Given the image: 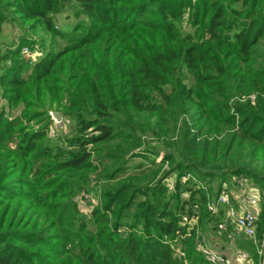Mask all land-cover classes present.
Here are the masks:
<instances>
[{"label":"trees","instance_id":"obj_1","mask_svg":"<svg viewBox=\"0 0 264 264\" xmlns=\"http://www.w3.org/2000/svg\"><path fill=\"white\" fill-rule=\"evenodd\" d=\"M0 100V264H205L187 207L264 185V0H0Z\"/></svg>","mask_w":264,"mask_h":264},{"label":"built area","instance_id":"obj_2","mask_svg":"<svg viewBox=\"0 0 264 264\" xmlns=\"http://www.w3.org/2000/svg\"><path fill=\"white\" fill-rule=\"evenodd\" d=\"M250 98L252 101L255 100V96ZM56 123L59 122L56 121ZM190 179H192L190 176H183L181 182L187 184ZM193 180L196 181L195 178ZM231 181V185L221 183L217 197L212 198L208 194L205 207L212 216L218 218L214 230L229 240L232 256L225 255L210 244L203 243L202 233H197V249L202 254L205 264H254L253 252L239 249L237 240L251 242L257 253L264 256V222L262 220L264 218V188L245 175L233 176ZM176 183V178L166 180L169 192L176 191ZM199 188L208 191L203 184H199ZM188 196V193L183 194V197ZM96 198L94 193L87 194L84 191L79 197L83 211H89L88 203L92 200L96 202ZM200 207V204H195L186 209L188 211L193 208L195 213L192 218L188 215L183 218V223L189 226V231L199 227L197 211Z\"/></svg>","mask_w":264,"mask_h":264},{"label":"rangeland","instance_id":"obj_3","mask_svg":"<svg viewBox=\"0 0 264 264\" xmlns=\"http://www.w3.org/2000/svg\"><path fill=\"white\" fill-rule=\"evenodd\" d=\"M75 11H76V8L74 7H66V8H62L61 12L59 13V15L55 16V20H56V25H57V28L58 29H61V31L67 35L71 34L74 27L79 24L81 21H83L84 19L82 18H76L75 16ZM86 26H88V21L86 22ZM86 28H82L80 30V32L76 33V37H81L82 35H84L86 33ZM20 31V28L18 26H14L12 24H9L7 26H5V31H4V36H3V41L4 43L7 42L9 39H12L14 37L15 34H17L18 32ZM39 39V38H38ZM65 44V42L63 43ZM39 51V49H38ZM38 55V54H37ZM36 55V57H37ZM6 105V102H4L3 100H0V108L5 106ZM13 114H20V110H16V111H12ZM58 114L60 115V117L58 116ZM49 115L51 117V119L53 120L54 124H53V129L51 130V134L54 136H58V137H61V138H68V137H71L73 136L75 130H74V127H73V120H67L66 122L64 121V117L61 116V114L56 111V110H50L49 109ZM56 120H55V119ZM58 118V119H57ZM56 121H58L59 123H56ZM64 122V123H63ZM34 124V123H32ZM41 124H37L36 125V128L40 127ZM148 144L150 147H156L160 152L162 153H165V152H170L171 150L166 148L165 146L163 145H157L156 143H153L150 139L147 140ZM161 160V157L158 158V161ZM169 169V166L165 165L163 171H167ZM102 177V176H101ZM100 177V178H101ZM251 178V177H249ZM94 179H97V176H93L92 177V180ZM232 177L227 179L226 181H221V179H217L214 181V186H213V192H214V195H212L211 197L212 198H215V193H217V190H218V187L221 185V183H225L226 185H231L232 184V181H231ZM252 179V178H251ZM256 183H258L256 180H255ZM260 186H264L262 183H258ZM87 188H90V187H87ZM83 191H86V189L82 190ZM96 194V192H95ZM211 228V227H210ZM197 233L200 234L202 233V238L201 240L203 241V243H209V242H213L214 240L211 238V229H209L208 225H207V228L206 229H203L201 226H200V222H199V227H197ZM125 231V228H122L121 229V232ZM212 233H217L218 235H220V233L218 232H213ZM204 236V237H203ZM237 244L239 245V241L237 240ZM251 245V244H250ZM248 247V246H247ZM249 250L252 251V248L251 247H248ZM256 264H264V256L263 258L260 260L259 258L256 259ZM254 263H255V260H254Z\"/></svg>","mask_w":264,"mask_h":264},{"label":"crops","instance_id":"obj_4","mask_svg":"<svg viewBox=\"0 0 264 264\" xmlns=\"http://www.w3.org/2000/svg\"><path fill=\"white\" fill-rule=\"evenodd\" d=\"M216 232V231H215ZM211 238L214 240L212 243L209 242L208 244H210L211 246H213L214 248H216L218 251L222 252L223 254L225 255H228V256H232V251L230 249V246H229V240L224 236V235H218L217 233H212L211 232ZM251 244V245H250ZM239 249H242V250H247V251H250V252H253V255H254V260H255V263L256 264V259H262L263 256H260L257 251L253 248V245L251 242L249 241H245V240H241L239 242ZM251 247L252 248V251L248 249V247ZM258 264V263H257Z\"/></svg>","mask_w":264,"mask_h":264},{"label":"water","instance_id":"obj_5","mask_svg":"<svg viewBox=\"0 0 264 264\" xmlns=\"http://www.w3.org/2000/svg\"><path fill=\"white\" fill-rule=\"evenodd\" d=\"M58 116L60 117V115L58 114ZM58 119V118H57Z\"/></svg>","mask_w":264,"mask_h":264}]
</instances>
